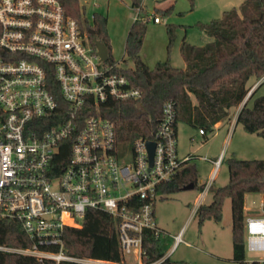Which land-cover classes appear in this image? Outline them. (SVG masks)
<instances>
[{"label":"built area","instance_id":"built-area-1","mask_svg":"<svg viewBox=\"0 0 264 264\" xmlns=\"http://www.w3.org/2000/svg\"><path fill=\"white\" fill-rule=\"evenodd\" d=\"M118 66L101 59L87 28L61 0H0V220L19 221L33 240L31 247L0 244V251L99 264L104 260L64 251L65 229L81 227L89 209L115 218L122 261L133 255L137 264H159L173 251L144 260V233L159 229L160 187L191 155L179 157L172 101L164 105L155 138H138L131 157L121 155L115 123L101 107L112 99H139L142 92L114 71ZM148 141L156 143L152 165ZM66 146L69 157L61 158ZM212 161L206 190L224 156ZM245 228L246 251L264 252V210L250 215ZM49 246L58 251L44 249Z\"/></svg>","mask_w":264,"mask_h":264},{"label":"trees","instance_id":"trees-1","mask_svg":"<svg viewBox=\"0 0 264 264\" xmlns=\"http://www.w3.org/2000/svg\"><path fill=\"white\" fill-rule=\"evenodd\" d=\"M68 15L77 18L86 27L91 42L102 41L109 50L107 62L115 65L112 46L107 30V18L94 16L91 24L80 0H61ZM194 1V0H192ZM137 17L127 35L125 51L134 68L115 67L114 71L126 75L142 95L135 100H109L101 107L103 115L115 123L120 143L133 142L138 138L154 139L164 105L172 101L177 108L175 127L179 122L203 129L205 137L216 130L219 122H228L233 109L241 106L237 122L249 133L264 138V93L257 95L264 85V0H244L240 9L224 11L221 18L203 24L202 28L211 40L204 46H195L185 41L181 52L185 67L174 66L170 60L159 61L150 67L141 58L147 24L144 0H131ZM157 16V15H154ZM94 30V33L90 31ZM170 33L172 28H169ZM252 78L262 80L247 99ZM246 103L244 104L245 100ZM252 101V104H250ZM69 146L61 158L69 157ZM184 162L176 176L160 187L162 196L183 190L184 186L199 182L195 158ZM229 182L222 186L211 185V202H204L196 214L200 226L207 220L221 222L226 199L232 202L233 259L238 264L246 260V210L247 193L263 196L264 210V159H227ZM206 184L199 189L204 190ZM64 251L77 258H92L121 262L122 253L117 233V222L108 212L89 209L81 227H67L63 235ZM174 239L159 227L157 231L144 233V260L156 261L164 257ZM0 244L13 247H31L33 240L24 232L15 219L0 220ZM58 251V247H45ZM0 264H58L54 260H40L34 255L0 251ZM59 264H80L61 261ZM159 264H188L167 256Z\"/></svg>","mask_w":264,"mask_h":264},{"label":"rangeland","instance_id":"rangeland-1","mask_svg":"<svg viewBox=\"0 0 264 264\" xmlns=\"http://www.w3.org/2000/svg\"><path fill=\"white\" fill-rule=\"evenodd\" d=\"M243 1L144 0L145 13L149 18L154 15L159 16L161 23H156L153 19L148 21L144 44L140 52L141 58L152 68L159 61L166 60H170L174 66L185 67L186 61L181 52L184 40L195 46L206 45L211 38L205 33L202 25L221 18L226 10L240 9ZM80 2L85 7L86 16L91 24L94 23L95 14L107 18L113 58L121 67L134 68V61L128 59L125 51L127 35L137 17V11L132 7L131 0H80ZM261 81L252 78L250 92ZM262 93H264V85L257 95ZM241 106L233 109V117L238 114ZM234 130L235 126L227 135L228 127L216 129L206 138L199 133L198 128L184 122L178 124L179 157L184 158L189 153L196 156L191 163L197 165L199 182L193 189L181 190L166 197L161 195L156 200L155 212L158 226L166 235L174 237L175 241L178 235L181 237L169 254L173 260L186 261L188 264H238L233 259L231 200L228 198L225 201L221 222L207 220L200 226L196 214L202 196L199 186L209 183L214 173L215 164L212 160L223 153L224 161L215 181V186H222L230 179L227 159L233 157L264 159L262 136L247 132L242 124H238L236 131ZM133 148L134 142L119 143L121 155L124 156L127 153L128 159L131 157ZM205 201H212V192ZM247 204L250 207L249 210L261 209V194L247 193ZM249 216L247 212L246 219ZM246 259H264V252L247 250ZM123 263L137 264L138 259L133 255H126L124 261L115 264ZM99 264H106V261Z\"/></svg>","mask_w":264,"mask_h":264},{"label":"crops","instance_id":"crops-1","mask_svg":"<svg viewBox=\"0 0 264 264\" xmlns=\"http://www.w3.org/2000/svg\"><path fill=\"white\" fill-rule=\"evenodd\" d=\"M161 23V22H160ZM237 118H238V114H236L234 117H232V119L228 122H219L217 125H216V129L220 130L222 128H225V127H228V131H227V135L230 134L231 130L233 129V126H235V130L237 129L238 127V122H237ZM199 133H200V130H199ZM201 134V133H200ZM203 135V134H202ZM188 155H193L191 153H189ZM223 155V153H221L219 156ZM187 156V155H186ZM224 156V155H223ZM214 172H215V169H214ZM218 173H219V170L217 171L216 175H215V178H214V183L215 184V181H216V178L218 176ZM214 174V173H213ZM212 181V182H213ZM207 184H206V187L204 188V190L202 191V196H201V200L199 202V205L206 202L205 200L207 199V196L212 192L211 190V187H209L207 190ZM212 196H213V193H212ZM261 202H262V208L261 209H250L249 210V206L247 204V194L245 196V210H246V213L248 212L250 215H253V214H260L263 212V196L261 194ZM208 203V202H207ZM180 234V233H179ZM174 239V243L173 245L170 247V249L168 250L167 254H169L175 247L176 245V241H175V238L173 237Z\"/></svg>","mask_w":264,"mask_h":264},{"label":"water","instance_id":"water-1","mask_svg":"<svg viewBox=\"0 0 264 264\" xmlns=\"http://www.w3.org/2000/svg\"><path fill=\"white\" fill-rule=\"evenodd\" d=\"M90 32L94 33V30H91ZM95 44L98 48V53H99L101 59L102 60H108L109 59L108 47L102 41H100L98 39L95 40ZM252 92L249 93L247 99L249 98V96L251 95ZM247 99L245 100L244 104L246 103ZM147 146H148V151H149L150 163L152 165L153 161H154L156 143L154 141H148ZM195 187H196L195 183H190V184L184 186L183 190L193 189Z\"/></svg>","mask_w":264,"mask_h":264}]
</instances>
